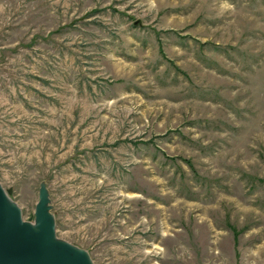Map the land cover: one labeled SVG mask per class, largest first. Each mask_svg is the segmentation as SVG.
I'll use <instances>...</instances> for the list:
<instances>
[{
    "label": "rangeland",
    "instance_id": "374dc122",
    "mask_svg": "<svg viewBox=\"0 0 264 264\" xmlns=\"http://www.w3.org/2000/svg\"><path fill=\"white\" fill-rule=\"evenodd\" d=\"M0 181L94 264H264V0H0Z\"/></svg>",
    "mask_w": 264,
    "mask_h": 264
},
{
    "label": "water",
    "instance_id": "95a60500",
    "mask_svg": "<svg viewBox=\"0 0 264 264\" xmlns=\"http://www.w3.org/2000/svg\"><path fill=\"white\" fill-rule=\"evenodd\" d=\"M10 194L11 190L0 181V264H94L86 249L57 236L44 182L39 189L34 221L24 218Z\"/></svg>",
    "mask_w": 264,
    "mask_h": 264
}]
</instances>
